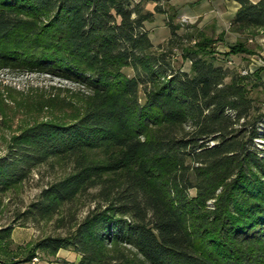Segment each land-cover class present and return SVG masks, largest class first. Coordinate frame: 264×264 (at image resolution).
<instances>
[{
  "label": "trees",
  "instance_id": "16d2710c",
  "mask_svg": "<svg viewBox=\"0 0 264 264\" xmlns=\"http://www.w3.org/2000/svg\"><path fill=\"white\" fill-rule=\"evenodd\" d=\"M236 1L230 30H264V0ZM156 13L171 30L157 45L145 26ZM177 16L162 0H0V71L50 74L85 99L78 118L27 126L0 155V195L68 166L0 226V264L61 248L79 264H264L263 69L225 67L217 40L179 33ZM53 218L64 233L10 248L15 226Z\"/></svg>",
  "mask_w": 264,
  "mask_h": 264
},
{
  "label": "rangeland",
  "instance_id": "374dc122",
  "mask_svg": "<svg viewBox=\"0 0 264 264\" xmlns=\"http://www.w3.org/2000/svg\"><path fill=\"white\" fill-rule=\"evenodd\" d=\"M181 1L183 0H179ZM189 2H195L194 4L186 3L189 11L197 13L206 9V14L193 21H188L180 15L173 5V0H162L163 7L169 14L177 12L178 16L174 22L182 25L179 33L190 30L194 35L200 32L207 37H213L217 40L215 48L219 63L245 75L263 69L262 81L264 83V30H256L253 33L231 31L229 20L236 12L231 6L232 0L231 4L222 5V12L210 10L209 0H200V2L189 0ZM155 3L147 2L146 10L154 11L155 7L150 9V5ZM223 7L226 8L225 11ZM145 26L156 45L164 43L171 36L167 14L156 13L154 20L146 22ZM238 41L244 42L249 51L229 54L230 46ZM174 59L178 67L190 70V62L182 58L180 50H176ZM127 71L131 72L130 69ZM252 95L256 98V103L262 104L264 85L255 89ZM84 108L85 99L80 94L78 85L71 81L62 80L50 74L0 71V155L6 152L10 138L23 128L45 120L72 121L82 115ZM258 145L263 146L264 143L258 142ZM67 171L68 166L58 162L42 165L25 182L0 195V226L12 222L17 211L28 206L47 184L62 177ZM89 208V204L82 207L79 217L82 218ZM57 223V219L53 218L38 225L15 226L12 233L13 243L10 248L18 250L17 244H21L23 246L19 249L21 255L27 250V245L35 243L41 237L64 233L65 229L57 227ZM7 259L16 260L10 256ZM79 261L80 255L77 252L61 248L55 254L39 251L32 262L19 264H79Z\"/></svg>",
  "mask_w": 264,
  "mask_h": 264
},
{
  "label": "crops",
  "instance_id": "0c3cea01",
  "mask_svg": "<svg viewBox=\"0 0 264 264\" xmlns=\"http://www.w3.org/2000/svg\"><path fill=\"white\" fill-rule=\"evenodd\" d=\"M225 2V3H222V2ZM254 2L258 1V0H253ZM197 2H200V0H197ZM186 3H191V4H194L195 2H189V0H183L181 2H179V0H173V5L178 9L180 15L184 18H187L188 21H193L195 18L201 16V15H204L206 14V9L203 10V11H198L197 13H192L191 11H189V9L187 8V5ZM209 3H210V10H217V11H220L222 12V5H229L231 4V0H209ZM156 6V3L154 5H150V9H153L154 7ZM231 6L234 8V12L238 10V8L240 7V3L237 2L236 0H232V4ZM225 7H223V10L225 11ZM206 11V12H205ZM236 12L234 13V16L236 14ZM233 15L232 17L230 18L229 20V24L231 23L232 19H233ZM228 27L226 26V29Z\"/></svg>",
  "mask_w": 264,
  "mask_h": 264
},
{
  "label": "built area",
  "instance_id": "2783aa9c",
  "mask_svg": "<svg viewBox=\"0 0 264 264\" xmlns=\"http://www.w3.org/2000/svg\"><path fill=\"white\" fill-rule=\"evenodd\" d=\"M183 20H185V21H186V19H183Z\"/></svg>",
  "mask_w": 264,
  "mask_h": 264
}]
</instances>
